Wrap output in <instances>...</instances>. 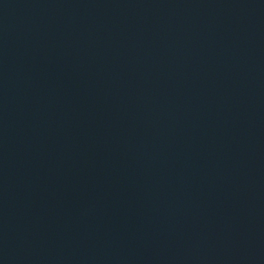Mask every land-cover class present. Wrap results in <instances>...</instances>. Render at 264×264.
Wrapping results in <instances>:
<instances>
[{"label": "water", "instance_id": "obj_1", "mask_svg": "<svg viewBox=\"0 0 264 264\" xmlns=\"http://www.w3.org/2000/svg\"><path fill=\"white\" fill-rule=\"evenodd\" d=\"M0 264H264V0H0Z\"/></svg>", "mask_w": 264, "mask_h": 264}]
</instances>
